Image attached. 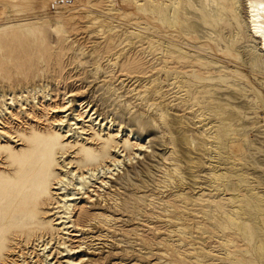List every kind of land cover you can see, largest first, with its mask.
Instances as JSON below:
<instances>
[{"label": "rangeland", "instance_id": "374dc122", "mask_svg": "<svg viewBox=\"0 0 264 264\" xmlns=\"http://www.w3.org/2000/svg\"><path fill=\"white\" fill-rule=\"evenodd\" d=\"M136 1L0 0V109L6 111L0 114V264L30 261L40 254L38 244L49 242L56 251L61 246L58 241L64 240L78 251L74 256L82 264H263L255 252L253 219L264 224V213L256 211L253 202L246 199V189L264 190V182L252 177V184L246 185L240 176L213 183L212 166L192 146V163L185 160L184 165L196 176V187L181 185L166 191L158 188L167 175L173 180L177 177L172 172V145L143 104L159 103L158 92H166L172 108L186 107V112L180 114L186 113L187 119L194 118L195 122L198 118L193 110L197 107L191 108V101L186 102L173 84L176 76L177 81L181 80V74L169 70L165 75L161 69L166 60L163 42L177 30L158 34L153 28L139 35L134 43L127 40L142 15L154 17L151 11L139 8ZM199 14L208 25L211 23L206 12ZM213 28L216 39L207 49L209 59L185 54L169 58L168 67L182 68L185 83L189 88L193 86L188 96L195 97V102L203 98L213 101L218 91L225 93L224 100L212 103L215 114L224 120L221 127L226 139L228 130L235 129L236 119L247 121L256 116L261 127L257 125L255 129H264V80L252 74L239 51L243 44L253 43L244 40L234 48L235 42L227 40V28ZM212 52H231L238 56L239 63H225L229 67L223 70L220 67L224 60L212 56ZM99 67L102 72L96 75ZM194 77L199 81L193 85ZM233 90L249 98L254 104L253 112L234 107L227 95ZM139 93H145L143 101L137 99ZM106 98L109 102L105 105ZM69 100V105L79 106L83 117L85 110L93 107L115 126L111 131L102 130L103 126L96 123L99 120L86 118L79 127L89 131L83 134L78 129L77 137H68L65 125H52L60 113L48 108ZM118 107L126 115L124 122L116 118L114 110ZM129 120L133 125L128 126ZM120 123L125 131L132 129L152 144L163 140L166 146H158V154L154 155L155 146L148 144L139 161L122 167L117 180L88 183L78 191L79 198L72 202L68 218L58 219L62 213L55 200L54 185L63 174L60 164L78 163L82 156L92 161L87 152H98L104 136L113 137ZM242 144L245 150L242 155L235 153V158L248 159L246 154L255 157L262 152L247 139ZM84 148L87 152L80 153ZM147 165L153 166L152 171L138 177ZM214 168L244 173L256 170L234 157H224L222 165L215 163ZM180 193L189 197H177ZM238 193L241 196L236 198ZM238 204L251 212L233 222L229 215L236 212ZM63 220L67 223L61 224ZM180 222L191 229V236L180 234L176 226Z\"/></svg>", "mask_w": 264, "mask_h": 264}, {"label": "bare ground", "instance_id": "6f19581e", "mask_svg": "<svg viewBox=\"0 0 264 264\" xmlns=\"http://www.w3.org/2000/svg\"><path fill=\"white\" fill-rule=\"evenodd\" d=\"M144 1V3H140V0H137L136 3L138 7L145 12L151 11L154 17L150 15H142L141 21L134 23V27L130 31L127 40L130 43H134L139 35H142L153 28L158 30V34L162 31H178L174 36L173 33L171 36L167 35L163 42L164 45L162 46V50L163 55H165L164 59L166 60L165 62H162L161 69L164 71L165 75H168L169 70H172L176 74L178 72L181 74V80L177 81L178 77L176 76L173 84L177 87L179 92L185 96L186 102L191 101V108L197 107L193 112L195 113L196 118H198V121L195 122L194 118L187 119L186 113L180 114V111L186 112V107H184L183 110H181L180 107V109H173L171 104L167 102L166 92H158L160 97L159 103L153 104L152 101H149L143 104L147 115L150 117L154 116V120L160 124L163 131L169 136V143L172 145V172L177 177L173 180L167 175L164 178L162 185L158 188L166 191L180 187L181 185H188L193 189L196 187V176L190 168L188 169V167L184 165L185 160L192 163V159L189 157L190 148H192V146L194 150L200 152L206 158V163L212 166L211 179L213 183H218L220 181L221 183H224L225 179H231L233 181L234 178L240 176L243 177L246 185L252 184V177L254 180L259 179L264 182V129H255L259 123L258 118L256 116H250L247 121L236 119L234 122L235 129L233 132L228 130L230 135L227 137L228 139H226L221 127L225 124L224 120L221 119L219 115L215 114L216 108L212 103L217 100H224L225 93L218 91L216 97H213V101L207 102V100L203 98L200 102H195V97L192 98L188 96L191 93L190 91L193 86L191 85L192 87L189 88L190 85L185 83V72L182 68L176 66L170 69L168 67L169 58H181L185 54L189 55L188 57L190 58L197 57L200 60L209 59L210 56L208 55L209 51L207 49H211V42L216 39V30L213 27L220 25L222 28H227L229 33L227 40L235 42L234 48L243 44L244 40L246 42V40L250 39L253 44H243L240 46L242 49L239 51H241L246 65L250 68L252 74L258 79L264 80V0H244V5L242 4V6V0H222V3L220 0ZM200 11H204L208 14L211 21L209 25L207 21L201 18V15L199 14ZM153 19L155 20L153 21ZM128 21H130V19H128ZM149 25L151 27H149ZM101 31L104 33L105 30ZM107 31H111V29ZM180 31L181 33H179ZM58 32L62 33V30L58 28ZM230 53L231 52L220 54L218 52H212L210 54H212V56H218L224 60L220 68L228 70V62L235 64L239 63L238 56L230 55ZM101 72L102 70L100 67L96 69V75ZM191 80L193 81V85L199 81L196 77ZM231 83L244 89V87L234 80H231ZM227 95L231 98V103L234 107H238L244 111L253 112L254 104L249 98L246 99L243 97L240 92L233 90L228 92ZM136 97L138 100L143 101L145 93H139ZM64 99L66 98L64 97ZM108 102L109 99L106 98L104 104L106 105ZM12 103H14V101ZM69 103L70 100L63 105L49 106L48 108L49 110H53V113H60V117L54 119L55 123L52 125L55 127L65 125V127H67L66 131L68 137H71L72 135H76L77 137L79 135L78 129H81L83 134L84 132L89 131V129L83 126L79 127L80 123L85 121L86 118H88L87 121L93 122L99 120L96 123L103 126L102 130L107 129L111 131V128L115 126V122H111L112 120L108 121L107 117L101 114L100 109L95 110L91 107L89 111L85 110L84 113L87 114L83 117V113L80 111L79 106L75 108L73 103L71 105H69ZM79 105L81 106V103ZM129 109L130 106H128V110ZM92 110L93 112L91 113ZM69 111L71 112L68 113ZM114 111L116 118H119L121 122H124V117L126 115L121 113V107H118ZM232 111L233 110H229V112ZM5 113L6 111L4 109H0L1 115H4ZM1 121L2 120L0 119V124L2 123ZM129 121L130 123L128 126L133 125V121ZM186 121H188L189 124H187ZM198 124H200L199 127ZM119 126H121V123ZM4 132L7 133L8 131L4 130ZM94 138H96V136H94ZM100 138L102 139V137ZM244 139H247L250 143L255 145L256 148L262 150V152L255 157L246 154L248 159H244L243 157L235 158V153L242 155L245 150L242 144V140ZM148 144H152V141L148 142L147 139L136 135L132 129L128 128V130L125 131V126H121L113 137L104 136L103 143L98 152L90 150V153L85 151V148L80 151V153L87 152V155L91 156L90 159H92V161H88V157L82 156L78 163L69 161L60 164L63 174L57 179V182L54 185V189L56 190L55 200H57L59 204V213H62L58 219L68 218L67 214L71 213L72 202L77 201L79 198V190L85 189L88 183L95 180L100 181L102 184H108L109 180L112 179L117 180L118 176L120 177V174L122 173V167L127 166L128 164H133L135 160L139 161L143 153L146 152V149L149 147ZM152 146H155L154 155H157L158 153L155 151L157 150L156 148L158 146L166 145L163 140H154ZM224 157L227 160L233 159L234 157V160H241L247 165L255 167L256 170L253 172L246 171V173H244L214 168L215 163L222 165ZM75 167H77L76 170L72 169ZM152 167V165H147L137 176L145 177L147 172L152 171ZM71 178L74 179L75 182L71 181ZM178 181L180 182V185L177 184ZM148 182L149 181L146 183ZM101 186L103 185H100V187ZM234 189L238 190V188ZM246 191V199L253 202L254 209L264 213V190L259 188L256 191L255 188L252 190L247 188ZM187 196V193H180L177 195V197L180 198H186ZM235 196H237L236 198H239L241 194L238 193ZM232 199L234 200V198ZM167 207H169V205H167ZM235 209L236 212H232V214L229 215V219L233 222H239L240 218L249 216L248 214L251 212L250 209L243 207L242 204L235 206ZM60 222L61 224L67 223L64 220ZM176 226L179 227L178 230L180 234H183L184 236L192 235L191 229L185 226L183 222L176 224ZM253 227L256 239L255 252L258 259L264 264L263 221L254 217ZM68 228L70 227H63V230H68ZM58 244L63 247L59 246L56 251H52L49 242L41 245L38 244L40 247V254L31 257L30 261H26L25 259H22L21 261L26 262V264H82V262L80 263V258H75L74 256L78 251H74L75 249L70 248L65 240L63 242L58 241ZM21 261L15 260V264H21Z\"/></svg>", "mask_w": 264, "mask_h": 264}]
</instances>
